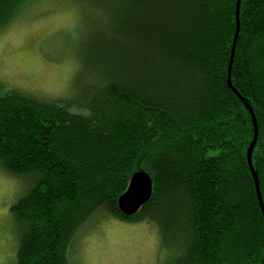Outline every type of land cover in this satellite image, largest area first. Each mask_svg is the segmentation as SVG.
Listing matches in <instances>:
<instances>
[{
	"label": "trees",
	"instance_id": "trees-1",
	"mask_svg": "<svg viewBox=\"0 0 264 264\" xmlns=\"http://www.w3.org/2000/svg\"><path fill=\"white\" fill-rule=\"evenodd\" d=\"M28 1L0 0V29ZM78 1L95 23L79 43L94 83L70 100L0 81V167L28 186L10 208L14 264H80L99 214L158 225L171 264H264L248 163L252 110L264 201V0H240L238 18V0ZM139 170L153 195L127 215L118 198Z\"/></svg>",
	"mask_w": 264,
	"mask_h": 264
},
{
	"label": "rangeland",
	"instance_id": "rangeland-1",
	"mask_svg": "<svg viewBox=\"0 0 264 264\" xmlns=\"http://www.w3.org/2000/svg\"><path fill=\"white\" fill-rule=\"evenodd\" d=\"M79 3L28 1L0 29V81L41 98L70 100L82 94V86L94 83L86 69H79L88 52L79 44L81 34L95 24ZM25 183L0 167V264L16 260L20 228L10 208L27 193ZM78 239L75 255L80 264H171L161 229L152 221L125 222L99 214L86 223Z\"/></svg>",
	"mask_w": 264,
	"mask_h": 264
},
{
	"label": "water",
	"instance_id": "water-1",
	"mask_svg": "<svg viewBox=\"0 0 264 264\" xmlns=\"http://www.w3.org/2000/svg\"><path fill=\"white\" fill-rule=\"evenodd\" d=\"M239 8H240V0H238L237 2V9H236L237 18L239 16ZM237 34H238V29L235 34V39H234V44H233V53H234ZM233 53H232V58H233ZM229 83H230V77H229ZM251 112L253 115L255 135L248 149V163L253 173L259 204L261 206V210L264 216V201L262 198L258 174L256 173L253 162H252V152H253L255 143L257 141V138H258V126H257V121L255 118L254 112L252 110ZM152 195H153V181H152L151 176L146 171H143V170L136 171L133 173L126 190L118 198L119 208L123 213L127 215L135 214L136 212L140 210V208L145 203H147L150 200Z\"/></svg>",
	"mask_w": 264,
	"mask_h": 264
}]
</instances>
